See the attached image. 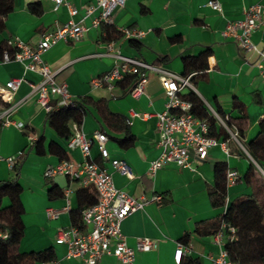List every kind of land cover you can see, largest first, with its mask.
I'll list each match as a JSON object with an SVG mask.
<instances>
[{
	"label": "crops",
	"instance_id": "0c3cea01",
	"mask_svg": "<svg viewBox=\"0 0 264 264\" xmlns=\"http://www.w3.org/2000/svg\"><path fill=\"white\" fill-rule=\"evenodd\" d=\"M66 1L77 9L72 19L85 31L79 41L58 42L41 58L54 72L55 82L67 85L73 100L89 98L102 101L108 112L124 118L133 137L130 146H122L120 140L125 134L120 128L121 123L113 118L109 122L104 120L95 107L87 104L79 129L86 136L95 131L106 134L105 149L108 153V159H102L94 141L90 146V159L111 175L117 189L135 198L161 196L160 202H148L143 209L130 214L121 223L120 230L129 247L134 248L140 238H149L154 243L151 250L135 253L134 264H211L210 259L219 252L222 241L216 239L212 232L225 211V207L215 208L210 203L214 164L225 162L227 170L238 175L235 184L226 188L227 203L255 191L261 202L264 197L257 190L264 182V171L243 143L229 136L225 140L227 153L218 146L212 147L206 160L198 163L193 170L168 164L149 176V164L159 153L153 114L162 112L166 102L159 77L155 72H146L144 91L137 98L130 95L131 84H115L111 89L93 85V80L108 72L114 64V59L105 55L108 42L103 40L104 23L92 25L100 10L85 16L81 7L94 0ZM208 1L125 0L122 7L112 11L113 27L116 30H141L144 36L138 39L139 50L134 49L124 37L112 42L121 55L160 66L180 76H184V57L198 56L208 50L205 75L195 78L191 82L192 87H186L182 92L192 91L220 116L240 118V110H244L246 129L242 141L249 142L257 133V125L264 119V78L256 66L257 56L244 54L236 43L224 39L221 33L228 21L242 18L243 8L257 3L264 5V0H217L221 14L206 6ZM35 3L41 7L39 13H34L29 7ZM69 19L67 8L63 5L55 8V3L50 0H13L12 10L2 19L0 85L13 78H24V81L10 99L9 104L15 107L8 115L14 124L22 123L23 127L18 129L11 124L0 130V184L14 177L5 159L23 152L17 177L0 199V207H7L15 197L22 204L24 229L18 245L19 252H39L51 248L55 254L53 262L57 264H86L78 258H65L66 245L56 243L55 236L58 228L82 225L78 211L95 201V192L64 175L44 177L45 169L61 159L79 162L83 157L79 149L69 150L66 141L46 122V111L39 106L37 96L28 84L38 83L41 77L31 71L24 72L18 62L1 61V50L6 40L18 37L34 47L42 34L54 31ZM251 40L258 48L264 49V27L256 29ZM54 101L56 97L51 100ZM6 105L0 101V107ZM145 114L152 116L143 117ZM70 126L73 129L74 124ZM51 143L55 144L54 150L50 149ZM112 160H124L133 178L115 171L110 164ZM250 163L257 168L255 177L260 181L253 186L243 180ZM66 190H69L67 196ZM47 209L59 210V216L48 218ZM240 210L246 218V226L255 224L259 219L258 211L251 203H242ZM183 239L187 244L183 243ZM178 243L188 249L176 263L174 252ZM97 264L120 263L115 257L104 256Z\"/></svg>",
	"mask_w": 264,
	"mask_h": 264
},
{
	"label": "built area",
	"instance_id": "2783aa9c",
	"mask_svg": "<svg viewBox=\"0 0 264 264\" xmlns=\"http://www.w3.org/2000/svg\"><path fill=\"white\" fill-rule=\"evenodd\" d=\"M55 3V8L63 5L67 8L70 19L58 25L54 31L44 33L40 36L34 47L28 46L18 37L7 40V47L13 52L5 50L2 53L1 61L18 62L22 65L24 72L31 71L38 74L41 79L38 83H28L31 91L37 96V103L46 111L51 110L50 102L56 97V106H68L72 103L67 85L57 84L54 80V72L42 60L41 56L58 42L74 43L81 39L85 28L74 22L72 17L76 15L77 9L72 7L66 0H50ZM125 0H94L93 3L81 7L85 16H89L96 9L100 10L99 16L92 20V25L101 23L112 24V11L122 7ZM206 6L221 14V7L217 0H209ZM264 27V5L252 4L243 8L240 20L228 21L222 31L224 39H230L239 47L244 54L257 56L256 66L260 75L264 78V49L251 40L252 33ZM118 31L124 38L140 39L144 32L136 29L119 28ZM105 55L114 59L112 68L102 76L93 80V85L104 86L111 89L114 83L126 74L138 75V80L130 91L134 98L139 97L144 91L146 72H155L163 88L166 102L162 112L153 114L156 119L158 140L156 147L159 150L158 156L152 160L148 167L147 174H153L168 164H175L180 168L194 169L195 166L206 160L209 150L212 147H220L225 153L228 152L225 140H219L208 135L207 124L191 113V103L181 99L180 93L186 87H192L190 75L180 76L160 66L148 64L138 59L126 57L114 48L112 41L106 43ZM24 78H13L3 86L0 85V101L7 103L0 107V130L14 124L8 115L15 105H11L10 99L17 90ZM208 113L222 126L236 141V130L227 127L225 119L227 116H220L215 110L206 106ZM151 114L143 117L149 118ZM16 128L21 129L22 123H15ZM96 142L102 159H108L105 149L107 141L106 134L95 131L86 136L79 126L74 125L72 135L66 142L69 150L79 149L83 157L82 161L74 162L64 159L54 166H48L44 171L45 178H53L56 175H64L72 181L78 182L82 187L92 186L95 190L96 203L81 212V228L75 226L61 227L57 229L55 241L58 244L66 245L65 258H78L86 264H97L104 256L115 257L120 264H134L136 252L148 251L154 247L149 238H140L136 241L135 247L127 245L126 239L120 230L122 221L130 214L143 209L150 201H161V196L151 198H135L113 185L111 175L90 159V146ZM22 152H17L5 159L9 169L13 173V167L20 159ZM112 168L127 178H133V173L124 160H112ZM238 180V175L232 170L226 171V186L233 185ZM69 190L65 191L67 196ZM68 209V205L64 208ZM59 210L47 209L46 215L50 219L59 216ZM222 227H224L222 225ZM228 238H232L234 229L228 227ZM5 234L0 232V238L4 239ZM220 241L219 252L211 257V264H230L228 254L223 248L225 236L222 231L215 234ZM222 242V244H221ZM187 246L181 243L176 245L174 261L179 263L181 256L187 251ZM57 264V262H53Z\"/></svg>",
	"mask_w": 264,
	"mask_h": 264
},
{
	"label": "trees",
	"instance_id": "16d2710c",
	"mask_svg": "<svg viewBox=\"0 0 264 264\" xmlns=\"http://www.w3.org/2000/svg\"><path fill=\"white\" fill-rule=\"evenodd\" d=\"M30 9L34 13H39L41 7L39 4L29 5ZM13 8V0H0V31L4 27L3 17L7 15ZM102 30L104 32L103 40L106 42L117 40L123 35L116 30L112 24H102ZM7 40L1 50V54L7 50L10 53L13 51L7 47ZM128 43L136 50L140 48V42L137 39L129 38ZM209 51L200 53L198 56L184 57L182 59L184 76L193 74L190 77V83L195 78L203 77L205 75L207 66V58ZM138 80V75L126 73L122 79L116 81L115 84H131L133 86ZM180 97L191 103V113L204 121L208 127V135L215 137L219 140H226L229 135L227 131L217 124L216 120L208 113L206 105L203 103L198 96L192 91L181 92ZM87 104H91L95 107L104 120L108 121L117 119L121 123V129L125 134V137L120 140L122 146H130L133 142V137L129 134V129L124 121V118L118 114H111L106 110L105 104L102 101H93L89 98H78L72 101L68 106H56V101L50 102L52 106L51 110L46 113V122L56 132V134L64 141H68L72 135V129L70 124L80 126L87 110ZM241 111L240 118H231L227 116L225 119L226 126L233 127L236 130L237 138L243 143L249 155L258 164L260 169L264 171V119L257 125V133L254 138L249 142H243L244 130L246 129V114L244 110ZM50 149H55V144H50ZM23 155V152H22ZM20 156V159L22 158ZM13 167L14 177L11 181L0 184V199L5 195L8 188L14 183L17 177L19 161ZM65 159V158H64ZM61 159V160H64ZM60 160V161H61ZM59 161V162H60ZM214 171V186L210 191V203L215 208L225 207L224 213L218 218L216 227L213 229L212 234L215 235L218 231H222L225 236L223 248L228 254L230 264H264V199L261 202L256 197V191L252 192L248 196L240 197L232 202H226V171L227 165L225 162H216L213 166ZM258 172L254 164L249 165L246 173L243 176V180L253 186L260 182L255 177V173ZM83 188H94L87 186ZM95 192V190H94ZM258 194L264 197V182L260 185L257 190ZM95 201L85 208H80L78 211L80 220L81 212L93 206ZM251 203L258 211L259 219L251 226H246V218L240 210L242 203ZM23 214V208L20 200L15 197L13 198L7 207H0V232L5 234L4 239L0 238V264H36V263H47L55 260V254L53 249L48 248L39 252H27L21 253L18 251V245L20 239L23 236V223L21 216ZM222 225L224 227H222ZM81 228L80 225H73ZM228 227L234 229L233 237L228 238L229 230ZM186 240L183 239V243Z\"/></svg>",
	"mask_w": 264,
	"mask_h": 264
}]
</instances>
